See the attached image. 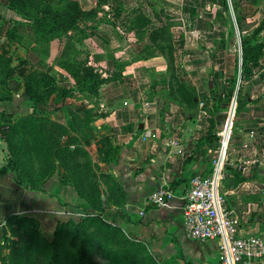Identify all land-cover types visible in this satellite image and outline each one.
Masks as SVG:
<instances>
[{"label":"rangeland","instance_id":"rangeland-1","mask_svg":"<svg viewBox=\"0 0 264 264\" xmlns=\"http://www.w3.org/2000/svg\"><path fill=\"white\" fill-rule=\"evenodd\" d=\"M124 1L127 2L129 10L143 11L144 28L132 31L129 29L134 28V25L130 24L126 30L114 31L108 38L110 41L108 46L111 49L113 47L127 49L131 56H135L131 59L132 65L131 61H120L121 57H115L113 53L108 52L105 59H99L100 57L95 55L96 59L92 63L88 65L85 63L89 53L96 52L97 47L88 36H83V32L93 26L97 19H107L106 13L110 10L106 7H109L113 0H96L95 4L83 3L77 9L64 3L55 5L56 11L60 10L61 15L78 11L79 16L75 25L70 27L72 29L66 28L65 31L71 30L70 34L64 36L63 32L62 36L52 38L60 41L65 38V47L57 63L62 69L60 74L65 81L63 80V85L57 83L59 92L51 94L46 101L40 103V106L48 113L43 117L46 118L45 124L59 135L60 144L68 145L74 142L85 151V154L78 155L76 159L64 160V170L56 163V171L62 170V175L71 182H77L80 174L86 177L93 173L94 180L98 181L96 185L98 189L99 187L105 189L104 184L114 186L112 190L117 188L111 174L104 170L106 163L100 161L95 147L91 146L92 141L78 132L77 128L85 119L86 113L78 109L74 111L76 112L74 115L71 114V108L79 104L72 97L75 94L98 104L97 88L101 83L108 80L124 81L129 90L128 94H144L143 100L149 101L152 105L157 100L162 101L163 110L157 117V124L159 125V116L162 117L163 122L170 126L167 134L170 136L177 132V128L187 129V132L181 130L178 137H182L181 140L184 141L196 140L195 152L204 146L200 138L207 129L211 105L221 99L222 114L216 116L217 146L210 151L208 148L202 149L205 165L201 171L197 170L191 176L198 172L210 174L214 165H220L221 177L218 187L220 191L225 192L228 207L238 218L240 227L244 228L249 223H259L264 227V176L255 174L258 168L264 169L262 151L258 143V147L256 146L258 141L264 146V118H260L264 117V50L259 68L241 69L240 64L242 40L249 39L251 43L264 41V0H226V6L215 2L212 5L210 2L213 0H182L183 4L178 3L180 0ZM17 7L21 10V3H17ZM176 9L180 10L178 14ZM35 10L36 8H27L25 11L31 13ZM165 10L175 12L179 18L170 16L169 19L164 13ZM237 17L240 18V28L236 23ZM59 19L64 20L61 17ZM171 24L175 25L170 33ZM260 24L262 28L255 31ZM15 28L11 19L6 21L0 18V96L21 94V98L16 99L19 101L14 103L15 107L20 108L19 111L10 116L0 117L1 137L8 133L11 124L27 118L32 110L31 102L23 94L24 79L15 74L4 82L5 72L21 66H26V73L32 75H39L45 70L34 66L35 63L32 62L31 66H28V62L22 61L9 43L2 39L3 29L12 32ZM240 29H243L242 32ZM235 74L237 75L234 79ZM63 92L67 95L63 96ZM251 102L257 103L251 105ZM239 105L240 110L234 112V108ZM254 106H257L254 112L259 116L256 118L251 115ZM58 109L62 110L60 117H53L52 113ZM87 113L88 119L92 121L93 114ZM171 126L175 128L172 129ZM87 129L92 130L90 127ZM87 134L95 136L89 130ZM185 134L187 137L184 138ZM251 145H254L252 150L249 149ZM21 158L24 157L20 152L15 159V166L19 172L24 168ZM72 162L78 164L86 162V168L82 169L81 173H75L70 167ZM240 176L245 179L242 180ZM91 211L89 208V212ZM102 215L108 222L118 225L110 211ZM31 225V222L15 224L0 231V264H26L21 250L28 238L29 230L32 229ZM122 230L123 235L142 253L139 255L146 257L147 252H153L145 244L146 252L136 236ZM4 235L10 239L8 247L1 245ZM36 241L42 247L37 237ZM125 246V244L112 246V252L118 255L119 264L135 262L144 264L140 256L133 261L129 253L121 254L120 250ZM48 248L52 249V246ZM46 254L44 249L40 250L34 264H44L42 257ZM155 255L158 264H166L160 256Z\"/></svg>","mask_w":264,"mask_h":264},{"label":"crops","instance_id":"crops-1","mask_svg":"<svg viewBox=\"0 0 264 264\" xmlns=\"http://www.w3.org/2000/svg\"><path fill=\"white\" fill-rule=\"evenodd\" d=\"M44 1L52 4L73 1L80 7L83 3L95 4L96 2V0ZM214 2L217 3L216 0L210 3L214 5ZM178 3L183 4L182 0ZM106 8L109 9V7ZM176 11L178 14L180 10L176 9ZM165 13L179 18L173 11L165 10ZM106 16L109 18L110 14L107 12ZM0 18L6 21L11 19L16 26L13 39L6 37V29H3L1 33L2 39L9 43L18 57L27 61L28 66H31L32 62L35 63L34 66L45 69L44 71L59 78L57 83L63 85L64 78L62 79L60 74L62 69L57 63L65 47V38L62 37L64 39L61 41L37 39L32 18L11 8L9 0H0ZM174 25L170 27V32ZM114 31L119 29L106 21L88 30V38L96 45L97 51L89 53V58L85 60L86 65L96 59L95 55H98L99 59H105L107 52L113 53L115 57H121L120 61H131L135 57L131 56L127 49L116 47L111 49L108 46L110 43L108 38ZM70 33L71 30L67 31V34ZM122 55L126 56L122 57ZM132 64L131 61L130 65ZM97 90L98 104L84 97L80 98L81 95L79 97L78 94L73 95L72 97L79 104L71 108V114L74 115L76 113L74 111L78 109L84 113L93 114L92 121L89 123L92 130L82 131L83 122L77 129L79 133L92 141L91 146L93 145L95 149L96 138L104 135H111L113 144L120 148L116 162L103 164L104 170L123 187L126 198L122 206H116L107 203V194L103 195L104 204L107 205L106 211L113 213L116 223L122 229L144 240L166 264H220L217 239L199 241L187 234L183 224L181 199V192L188 178L195 171H201L205 165L203 150L208 148L210 151L211 148L204 145L195 152L196 140L184 141L181 140L182 137H178L181 130L187 132L185 128H177V132H173L172 136L167 135L170 126L166 125L160 116L159 125L156 122L163 110L162 101L157 100L152 105L149 101L143 100L144 94H128L129 90L124 81L108 80L101 83ZM15 96L16 94H11V99L0 100V112L15 114L19 111L20 108L15 107L14 103L19 101L16 99H20L21 94H17V98ZM256 103L251 102V105ZM255 109L257 106H254L253 111L251 110L254 118L259 117L254 112ZM60 110L53 112V117L59 118ZM140 124L141 128H139ZM171 128L174 129L175 126ZM88 130L95 136H88ZM185 137H187L186 134ZM257 143L264 158V146L259 141L256 142V146ZM252 147L254 145H251L249 149L252 150ZM7 153L6 142L0 136V166L5 164ZM187 157L189 158L186 160ZM163 184L175 188V194L163 205L156 206L149 203L150 193ZM84 209L89 210L85 201L71 185L63 184L59 180L57 172L47 181L45 191L24 188L17 182L12 171L0 174V231L3 229L6 215L16 213L37 219L41 230L47 236H52L57 222L76 221L83 214ZM263 231L264 227L259 223H249L246 227L239 228L241 235L256 233L264 236Z\"/></svg>","mask_w":264,"mask_h":264},{"label":"trees","instance_id":"trees-1","mask_svg":"<svg viewBox=\"0 0 264 264\" xmlns=\"http://www.w3.org/2000/svg\"><path fill=\"white\" fill-rule=\"evenodd\" d=\"M216 2L222 6H226L227 4L226 0H216ZM17 3H21V10L17 7ZM59 3H64L66 6L68 4L72 6L73 9L80 8V5L73 1H62ZM59 3L52 4L44 0H9L11 8L32 18L33 27L37 34L36 38L42 40L62 36L63 32L65 36L67 34V31H65L66 28H70L76 23L79 12L77 11V13L70 14L66 12V15H61L60 10L56 11L57 9L55 7V5ZM126 3L127 2L124 0H113L109 6L110 17L106 20H104V18L97 19L93 26L83 32V36L87 37L89 29H94L105 21L118 29L126 30L130 24H132L131 26L134 25V28L129 29L132 31L144 28L143 11L140 9L129 10V6L127 7ZM27 8H36V10L30 13L25 11ZM165 15L171 19L168 14L165 13ZM59 17L64 20L59 19ZM239 19L238 17L236 18V23L240 28ZM172 25L173 24H171L170 27ZM261 28L262 24H260L255 31ZM242 30L243 29H240L241 32ZM13 32L14 29L12 32L6 30L5 34L8 39L14 38ZM263 50V40H258L254 43L249 42V39L245 41L242 40L241 69L245 67H252L254 69L259 68L261 65L260 57L263 54ZM25 67H14L7 70L4 74V82L12 78L15 74L24 79V96L31 102L32 110L27 118L11 124L8 133L2 135V137H5L3 139L7 143L6 146L9 154H7L5 164L0 166V174L12 171L17 178V182L24 188L45 191L46 183L51 175L58 172L55 168L56 163L64 170V160L67 158L70 160L76 159L78 155L85 154V151L80 145L74 142L68 145L60 144L59 135L45 124L46 118L43 117L47 116L48 113L40 106V103L46 101L54 92H59V85L57 84L56 77L46 71L41 72L39 75H32L26 73ZM236 75L237 74H235L234 79ZM62 95L66 96L67 94L63 92ZM6 99H11V94H7L5 97L0 96V100ZM221 102L222 100L219 99L211 105L208 126L205 134L200 138L203 144L209 148L217 146L218 136L216 134L215 117L222 113ZM238 107H240V105L234 108V112L240 110ZM10 115L11 113L0 112V117ZM84 115L85 119L83 120L82 130L89 128V123L91 121L88 119V113ZM95 145L97 155L101 162L114 163L117 161L120 148L113 144L111 135H104L96 138ZM20 152L21 156L24 157L21 158V162L23 161L24 164V168L21 172H19L15 166V159ZM188 158L189 157H187L186 160ZM70 167L77 173L86 168V162L81 164L72 162ZM257 170L255 174H257ZM58 176L63 184H69L75 189L77 194L85 201L87 207L92 211L89 212V210L84 209V215L80 216L76 221L68 220L57 222L52 236H47L41 230L38 220L33 217L16 213L7 214L3 224L4 229L15 224L22 225L25 223H32V229L29 230L28 238L21 250L23 252L22 257L26 264H34V262L37 261L36 258L39 251L43 249L47 253L46 256L42 257L44 264H119L118 255L112 252V246L116 247L122 244L126 246L120 250V253H129L131 260L134 261L136 257L140 256V260L144 261V264H158L156 262V255L151 251L147 252V247H145L147 243L144 240L137 237L138 240L142 242L147 252L146 257L141 256L142 253L136 249L135 244L131 243L127 237L123 235L122 227L108 222L107 218L102 215V213L106 212L107 208V205H105L103 201V195L107 194V203L116 206H122L126 198L123 187L113 176L112 178L117 183V188L115 187L113 190L112 188L114 186L112 187L109 184H104L105 189L101 187L98 189L96 186L98 181L97 179L94 180L95 174L93 173L88 174L86 177L80 174L77 182L69 181L62 175V170L58 172ZM100 177L102 178L104 176ZM240 177L242 180L245 179L242 176ZM36 237L41 241L43 248L40 246V243L36 241ZM50 237L52 238L49 240ZM1 245L5 247L10 245V239L7 235L3 236ZM51 246L52 249L48 248ZM126 256L128 257V254H126ZM94 257H96L97 260ZM133 264L137 263L135 262Z\"/></svg>","mask_w":264,"mask_h":264},{"label":"built area","instance_id":"built-area-1","mask_svg":"<svg viewBox=\"0 0 264 264\" xmlns=\"http://www.w3.org/2000/svg\"><path fill=\"white\" fill-rule=\"evenodd\" d=\"M220 177V165L216 164L212 173L198 172L183 186V224L187 234L199 241L217 239L220 264H264V236L239 233L238 218L218 187ZM174 194L175 188L163 184L150 193L148 202L160 206Z\"/></svg>","mask_w":264,"mask_h":264},{"label":"water","instance_id":"water-1","mask_svg":"<svg viewBox=\"0 0 264 264\" xmlns=\"http://www.w3.org/2000/svg\"><path fill=\"white\" fill-rule=\"evenodd\" d=\"M210 85V84H209ZM139 127H141V124L139 125ZM257 174L258 175H263L264 176V169H260V168H258V170H257Z\"/></svg>","mask_w":264,"mask_h":264}]
</instances>
